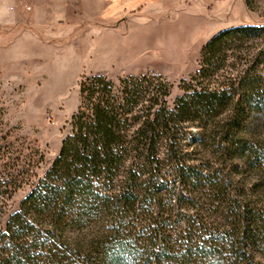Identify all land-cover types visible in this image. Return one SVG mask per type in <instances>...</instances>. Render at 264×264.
Listing matches in <instances>:
<instances>
[{"label": "trees", "instance_id": "16d2710c", "mask_svg": "<svg viewBox=\"0 0 264 264\" xmlns=\"http://www.w3.org/2000/svg\"><path fill=\"white\" fill-rule=\"evenodd\" d=\"M181 89L170 107L163 76L84 75L60 152L34 183L35 159L3 137L0 264H264L253 177L264 135L251 131L264 115V24L216 32Z\"/></svg>", "mask_w": 264, "mask_h": 264}, {"label": "rangeland", "instance_id": "374dc122", "mask_svg": "<svg viewBox=\"0 0 264 264\" xmlns=\"http://www.w3.org/2000/svg\"><path fill=\"white\" fill-rule=\"evenodd\" d=\"M143 1L153 6L148 18L135 25L138 12H128L123 30L127 36L102 52L93 50L84 58L86 47L62 63L28 64L20 70L0 62V144L8 136L14 156L22 151L24 160L35 159L32 183L45 175L60 152L80 104L84 75L102 73L114 81L130 75L163 76L171 84L168 105L173 107L183 94L181 81L197 72L201 50L216 32L234 25L264 24V0ZM251 131L264 135V115L255 120ZM253 177L264 181L263 175ZM30 188L25 184L16 191L4 220L18 210ZM255 201L264 206V192ZM256 258L264 263V252H257Z\"/></svg>", "mask_w": 264, "mask_h": 264}, {"label": "crops", "instance_id": "0c3cea01", "mask_svg": "<svg viewBox=\"0 0 264 264\" xmlns=\"http://www.w3.org/2000/svg\"><path fill=\"white\" fill-rule=\"evenodd\" d=\"M150 8L143 0H0V62L15 70L62 63L86 47L87 58L127 36L128 12L141 25Z\"/></svg>", "mask_w": 264, "mask_h": 264}, {"label": "built area", "instance_id": "2783aa9c", "mask_svg": "<svg viewBox=\"0 0 264 264\" xmlns=\"http://www.w3.org/2000/svg\"><path fill=\"white\" fill-rule=\"evenodd\" d=\"M11 8H13V6H11ZM27 9H29L30 7L29 6H26Z\"/></svg>", "mask_w": 264, "mask_h": 264}]
</instances>
